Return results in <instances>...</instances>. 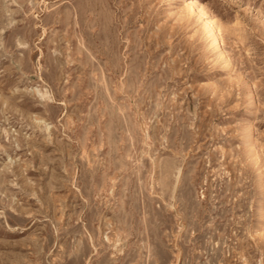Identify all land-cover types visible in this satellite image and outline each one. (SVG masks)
I'll list each match as a JSON object with an SVG mask.
<instances>
[{
	"label": "rangeland",
	"instance_id": "rangeland-1",
	"mask_svg": "<svg viewBox=\"0 0 264 264\" xmlns=\"http://www.w3.org/2000/svg\"><path fill=\"white\" fill-rule=\"evenodd\" d=\"M263 216L264 0H0V264H264Z\"/></svg>",
	"mask_w": 264,
	"mask_h": 264
},
{
	"label": "bare ground",
	"instance_id": "bare-ground-1",
	"mask_svg": "<svg viewBox=\"0 0 264 264\" xmlns=\"http://www.w3.org/2000/svg\"><path fill=\"white\" fill-rule=\"evenodd\" d=\"M196 6V3L191 1L190 4L188 5V9L190 11H193L194 8ZM203 27L205 29H208V38L213 40V42L215 43L216 46H218V31H217V28H216V25L213 21V19H207L204 21L203 23ZM259 229L262 230L264 229V216H263V219L261 221V225L259 226ZM106 239H108V236H105ZM109 240V239H108Z\"/></svg>",
	"mask_w": 264,
	"mask_h": 264
}]
</instances>
